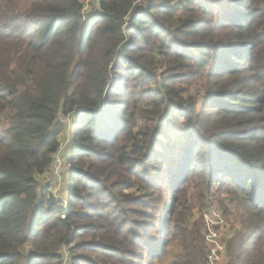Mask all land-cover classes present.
I'll list each match as a JSON object with an SVG mask.
<instances>
[{
	"label": "trees",
	"instance_id": "obj_1",
	"mask_svg": "<svg viewBox=\"0 0 264 264\" xmlns=\"http://www.w3.org/2000/svg\"><path fill=\"white\" fill-rule=\"evenodd\" d=\"M141 1L0 0V264H208L211 193L264 264V0Z\"/></svg>",
	"mask_w": 264,
	"mask_h": 264
},
{
	"label": "rangeland",
	"instance_id": "obj_2",
	"mask_svg": "<svg viewBox=\"0 0 264 264\" xmlns=\"http://www.w3.org/2000/svg\"><path fill=\"white\" fill-rule=\"evenodd\" d=\"M141 2V0H136V4L140 5ZM95 10V5L89 1V3L85 5V8L83 9V14L88 16ZM232 14L233 13H229L228 11L227 14L222 15L221 18H225V16L226 18H229L232 16ZM62 123L66 125V130L63 135L61 134L62 136L60 138V143L69 140L71 135L67 128L68 122L64 121ZM71 130L74 131V128ZM66 151L64 149L61 153V158L65 164V167L59 168L56 173H53V169L51 168L49 175L45 180H43V183L47 182L49 184L51 188V195L59 202L66 200L67 196L66 187L69 167L67 158L72 152L70 151L69 154H66ZM212 194L213 193L209 194L201 201L195 200L191 217L186 218L183 223L191 226L194 222H200L201 235H203L204 242L208 247V256L211 253V262L215 259L214 264H224V241L228 239L229 230L235 225L236 220L238 221V216L235 214L234 205L225 195ZM186 198H189V195H187ZM62 258L63 264H66V254H63ZM151 261L153 264H163L162 261H159L158 259H153ZM141 264H148L147 257L142 259Z\"/></svg>",
	"mask_w": 264,
	"mask_h": 264
},
{
	"label": "built area",
	"instance_id": "obj_3",
	"mask_svg": "<svg viewBox=\"0 0 264 264\" xmlns=\"http://www.w3.org/2000/svg\"><path fill=\"white\" fill-rule=\"evenodd\" d=\"M68 144H69V140L60 143L59 149H58V153L55 156V158L53 159V161L51 163V166H50V171H51V168H52L53 169V173H56L59 168L65 167V164L63 163L62 158H61V153L66 148V145H68ZM210 256H211V253L208 256V263L209 264H214L215 259L211 262Z\"/></svg>",
	"mask_w": 264,
	"mask_h": 264
},
{
	"label": "crops",
	"instance_id": "obj_4",
	"mask_svg": "<svg viewBox=\"0 0 264 264\" xmlns=\"http://www.w3.org/2000/svg\"><path fill=\"white\" fill-rule=\"evenodd\" d=\"M67 149V148H66ZM66 149H65V151H66ZM70 153V151H68V149H67V151H66V154H69ZM69 157V156H68ZM50 190H51V188H50Z\"/></svg>",
	"mask_w": 264,
	"mask_h": 264
}]
</instances>
